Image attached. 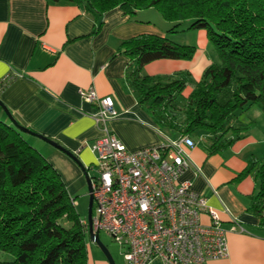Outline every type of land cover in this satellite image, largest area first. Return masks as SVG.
<instances>
[{"label":"crops","instance_id":"crops-1","mask_svg":"<svg viewBox=\"0 0 264 264\" xmlns=\"http://www.w3.org/2000/svg\"><path fill=\"white\" fill-rule=\"evenodd\" d=\"M99 22V30L92 33ZM172 23L152 7L133 15L113 7L97 15L74 2L0 0V82L12 76L0 89V120L13 124L7 110L20 125L50 138L76 157L34 134L27 133L29 138L23 134L59 172L72 198L89 196L79 162L86 170L95 164L96 154L86 143L103 134L92 117L97 105L84 100L80 89L93 88L100 97L113 99L119 115L106 125L127 148L176 137L138 102L129 78L133 65L128 56L117 52L123 40L144 33L196 46L190 60L157 59L141 70V74L164 81L188 72L186 97L216 55L204 29L184 30L188 23L182 22L178 31L169 33ZM230 125L245 128L229 147L213 152L209 141L199 136L187 148L191 164L182 177L192 179V188L207 198L227 229L228 256L200 264H264V222L251 210L257 179L254 173L238 177L249 157L264 156V116L258 106L251 105L238 110ZM77 202L74 199L75 206ZM87 264H110L89 237ZM148 264L162 262L153 259Z\"/></svg>","mask_w":264,"mask_h":264},{"label":"trees","instance_id":"trees-1","mask_svg":"<svg viewBox=\"0 0 264 264\" xmlns=\"http://www.w3.org/2000/svg\"><path fill=\"white\" fill-rule=\"evenodd\" d=\"M49 1L74 2L97 15L113 7L129 15L152 7L173 22L169 33L178 31L182 22L188 23L184 30H205L216 57L186 97L183 91L188 72L164 81L141 74V70L157 59L190 60L196 46L144 33L123 40L117 50L133 65L129 78L138 102L172 135L194 139L203 132L209 149L221 151L245 128L230 125L238 110L256 105L264 116V0ZM183 97L179 121L175 104ZM247 173H254L257 179L251 210L263 223L264 156L249 157L238 177ZM74 199L59 172L22 131L0 120V251L7 254V258H0V264H87L88 233Z\"/></svg>","mask_w":264,"mask_h":264},{"label":"built area","instance_id":"built-area-1","mask_svg":"<svg viewBox=\"0 0 264 264\" xmlns=\"http://www.w3.org/2000/svg\"><path fill=\"white\" fill-rule=\"evenodd\" d=\"M12 76L0 82V89ZM95 103L92 113L103 134L86 143L96 154L91 226L106 232L121 248L124 264H200L229 254L227 229L218 211L182 174L190 166L188 135L129 149L107 121L119 115L110 96L93 88L79 90ZM89 168V169H90ZM88 172V170H87ZM206 217L207 220L203 218ZM88 233L87 219H82ZM233 228V227H232Z\"/></svg>","mask_w":264,"mask_h":264},{"label":"rangeland","instance_id":"rangeland-1","mask_svg":"<svg viewBox=\"0 0 264 264\" xmlns=\"http://www.w3.org/2000/svg\"><path fill=\"white\" fill-rule=\"evenodd\" d=\"M184 106V97L183 98H180L177 103L175 104V108L178 110L179 112V117H178V120L181 121V110H182V107ZM24 136H26L27 138H29L30 136L27 134V133H23ZM179 134H176V137L178 136ZM203 140L205 139H208V136L205 135V133H200L199 135ZM198 138V137H196ZM194 137V139H196ZM88 174L89 176H95L96 175V171H95V168H90L88 170ZM75 199L78 200L77 204H76V210L78 212V214H80L82 217L86 218L87 219V213H88V204H89V196L86 194L85 197H75ZM99 238L100 240L102 241V243L104 245H106V247L109 249L114 261H115V264H124V259H123V256L121 255L120 253V246L115 243L113 241V239L111 238V236H109L106 232L104 231H100L99 232ZM94 246L95 248H99L95 243H94ZM101 250V249H100ZM105 256V255H104ZM9 257V256H8ZM0 258L1 259H4V258H7V254L4 253V252H1L0 251ZM106 258V257H105ZM107 259V258H106ZM108 261V260H107ZM109 263V262H108Z\"/></svg>","mask_w":264,"mask_h":264},{"label":"water","instance_id":"water-1","mask_svg":"<svg viewBox=\"0 0 264 264\" xmlns=\"http://www.w3.org/2000/svg\"><path fill=\"white\" fill-rule=\"evenodd\" d=\"M2 105V104H1ZM3 106V105H2ZM4 107V106H3ZM5 108V107H4ZM6 110V109H5ZM6 113L9 115L11 121L13 124H15V126L21 130L24 133H28V134H34L42 139H44L45 141L49 142L50 144L57 146L58 148L62 149L63 151H65L66 153H68L69 155H71L74 159H76L75 156L72 155L71 152H69L67 149H65L64 147H62L60 144H58L57 142L51 140L50 138L43 136L41 134H37L33 131H31L30 129L20 125L19 123H17V121L10 115V113L6 110ZM80 166L82 167V169L84 170V174L87 180V184H88V193H89V204H88V213H87V223H88V237L89 239L94 242L100 249L101 251L104 253L105 257L107 258L108 262L110 264H115V261L109 251V249L106 247V245H104L102 243V241L99 238V232L98 231H93L92 226H91V220H92V209H93V195H92V189H91V178L87 172V170L84 168V166L79 162Z\"/></svg>","mask_w":264,"mask_h":264}]
</instances>
